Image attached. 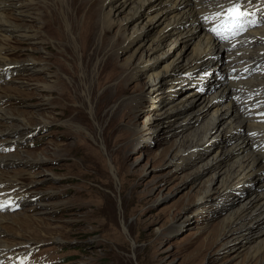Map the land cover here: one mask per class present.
<instances>
[{"label":"rangeland","instance_id":"obj_1","mask_svg":"<svg viewBox=\"0 0 264 264\" xmlns=\"http://www.w3.org/2000/svg\"><path fill=\"white\" fill-rule=\"evenodd\" d=\"M40 1L29 10L57 18L59 21L53 23L51 32L62 31L59 24L62 25L60 37L59 33H53L48 43L41 45L42 25L25 22L9 7L11 18L16 23L28 24L22 26L28 31L33 28V35L26 36L28 40L17 38L18 34L0 37L4 41L0 45L6 51L12 49L6 57L22 63L20 69L10 68L15 73L8 82L0 83V101H6L0 102V108L12 115L4 118L0 114V137H8L18 122L21 123L18 134L22 132L21 139L13 143L20 146L9 153L0 151V155L20 157L12 161L6 158L0 165V176L17 181L25 191L37 196L34 200L35 196L30 195L14 211L3 210L10 217L0 222L5 237L13 244L10 251L37 243L43 248L56 247L64 258L58 264H264L263 254L251 257L264 241V223L254 218L258 208L250 212L249 225L225 238L229 217L264 188V176L256 180L248 177L234 193L216 189L236 158L235 154H222L232 144L220 141L226 125H209L211 113L194 125L200 127L198 141H202L206 131L216 135L214 144L208 149L204 145L202 153L180 148L182 142L193 138V133L183 136L182 132H173L178 126L189 124L194 116L197 119L200 115L197 111L192 116L190 113L202 104L209 105L208 98L221 91L222 85L215 84L221 72L214 73L212 67L217 62L213 60L209 68L198 69L194 81L168 79L147 96L151 89L150 74L166 58L158 57L156 63L144 62L135 74L132 69L148 53L144 50L151 40L142 42L138 49L137 42L126 46L127 32L134 24L139 28L145 23L146 12L124 21L122 26L115 22L103 31L100 38L101 41L105 38L106 43L99 47L100 51L93 45L98 42L96 22L90 32L91 46H82L88 61L85 69L79 48L71 39L73 34L61 23L64 5L60 0H47L44 4ZM101 3L85 0L76 24L85 21L91 8L96 13L93 20H97ZM45 19L41 18L42 22ZM257 26H264V22ZM79 32L76 27L74 34ZM155 32L156 29L151 30L150 37ZM226 49L218 63L220 69L226 64L228 50L234 52V48ZM97 57L102 63L113 62L123 73L111 79L93 77ZM232 70L237 77L242 73L237 74L239 70L235 67ZM49 84L51 89L42 88ZM117 84L121 85L119 92L114 90ZM223 91L212 109L226 108L230 96ZM197 94L204 95L199 103ZM171 101L185 104L183 112L172 121L174 125L171 127L172 122L165 121L174 112L155 124L153 115ZM32 133L24 142V137ZM32 138L38 143L27 144ZM216 154L221 157H215Z\"/></svg>","mask_w":264,"mask_h":264},{"label":"bare ground","instance_id":"obj_2","mask_svg":"<svg viewBox=\"0 0 264 264\" xmlns=\"http://www.w3.org/2000/svg\"><path fill=\"white\" fill-rule=\"evenodd\" d=\"M41 1L44 4L47 0ZM60 1L61 4H63L65 7L62 10L61 23H65V28L67 29V31L69 30V34H73L71 39L73 40L74 45L79 48L82 67L85 69L88 67V61L84 53L85 51L82 50V46L88 48L90 44L91 28L96 22L98 26V29L96 28L98 42L96 41L97 43H94L93 45H95V49H97V51H100L98 50L99 47L101 45L104 46L103 44L106 43L105 38L101 41V34L106 29H109L113 23L120 22L122 26L124 25V21L132 20L144 12L148 14L143 25L137 28L138 25L134 24L131 27L132 30L130 32H127L129 33V35H126V46H131L132 43L137 42V45L135 47L136 49H138L142 42L144 43L145 40H151L149 46L144 50L148 53L143 57V59H140L138 65L132 69L135 71V74L139 70V67L144 64V62L153 60V63H156L158 61V57L163 56L164 58H166V62L162 64L158 70L151 72V89L146 93L147 96L150 95L151 91L160 89L162 85L166 81H168V79H172V82H180L181 80L194 81L196 78L195 74L197 73V70H201L202 66L209 68L211 61L215 60L217 63L212 64L214 73L221 72V75L218 77L215 84L222 85L221 87L219 86L221 91L216 92L212 96V98H208V101L211 102L209 105L202 104L200 107L195 108L196 110L194 109L190 113V116H192L197 111V113L200 114L197 119H194L196 117L194 116L189 124H183L184 126L182 128H178V126L177 129L173 130V132L177 134L182 132L183 136H188V134L193 133V138L189 139L186 142H182L183 144H181L180 148L183 151L189 150L193 151V153L197 152L194 154L202 153V151L206 148V146L204 145H207L208 149L210 148L211 144H214L216 135L212 136L211 133L206 131L205 134H203L204 136L202 138V141H198L200 134H198L197 131L200 127H195L194 125L196 120L198 121L199 119L206 117L208 113L209 115L211 113V117H209V125L215 126L216 123H223V125H226L225 129L223 128L224 131L221 134L220 141L224 144H232L227 149H223L224 153L222 154H226V156L235 154L236 158V160L234 159L235 162L232 163L231 166H229L230 169L227 172L226 178L222 179V184L216 189L219 191L226 190L229 193H234L235 191H238L239 185L244 184L245 181H247L246 179L248 177L249 179L250 177H253L254 179L252 180H256L258 177L264 176V146L261 144L262 141H264V121H258V119H261V116H256L254 112L248 109V95L242 89L238 88L241 84H243L246 87H252L254 89L264 91V76L259 77L261 69L256 70V74L258 75L257 77L246 76L245 78H242L240 77V75L237 77L232 73L233 67L239 70V72L237 73L239 74L240 72H244L243 70H241L244 65L248 64L254 65V67H256L258 66L256 65L257 62H260L259 64H264V53L261 51L264 48V43L262 41L263 39L255 40L259 39L260 37H264V26L259 27L256 25L254 27L258 28H249L241 36H238L239 34H235L238 37L234 38L233 40H239L241 41V43L228 47L230 43L225 40V42H220L219 39L222 37L217 38V36L210 29V15L213 12L219 10L217 7L218 3H224L226 6V0H101L102 3L97 20H93V17L96 13L94 12L93 8H91V10L87 11L86 13L85 21L79 25L76 24V22H78V12L82 9L83 2H85V0H81L78 4L71 3V0ZM245 1H249L250 3H254V5H256V0ZM37 2L38 0H0V33H9V35L7 36L1 35L0 37L5 39L18 34L17 38L21 40H28L26 36L30 37L33 35V28H30V31H28L27 28L22 26L28 24L16 23L11 18L12 16L7 10L8 7L14 13H18V16H21L19 18L25 20V22L29 20L36 25H42L44 32H42L40 36L41 45H45L46 43H48L47 41H49V38H52L53 33H59V36L57 37H60L61 33L64 31L62 25L59 24V27H61L62 31H57L56 29L54 32H51V26L53 25V23H58L59 21L57 20V18L46 15V13L44 15H39L38 13H34L32 10H29V7L33 6V4H37ZM24 3L28 5L26 6L27 8L24 6ZM256 13L258 14V20H260L259 23H261L262 21L264 22V10L260 8ZM206 17L207 19H205ZM41 18H46L45 20L47 21L44 20V22H42ZM76 27L80 29V32L78 34H74V30ZM144 27H146L147 29L143 32L141 31V28ZM154 29H156V32L154 33V36L150 37L152 34L151 30ZM126 31H128V29H126ZM174 33L176 34L174 35L173 39L169 42L166 41L168 36ZM19 35L25 37L21 38ZM215 40H218L216 45L213 44ZM255 41L257 43H254ZM2 42L4 41L0 40V43ZM164 46L168 47L165 48V50H162ZM226 47L234 48V52L231 53V51L228 50V52L230 53H228L225 57V59L227 60L226 64H224V66L220 69L218 63L222 61L220 57H222L225 50H227ZM41 48H44V46H41ZM6 50V47L0 45V83L4 81L8 82V80L10 79V75L15 73L14 70H10L11 67L17 66V69H20L22 67V63H15L10 58L6 57L7 55H9L8 52L12 49L9 51ZM158 50L160 51L158 52ZM237 52L241 53L237 55ZM134 55L135 53L131 54L130 59ZM101 61V58L99 59L97 57L94 68L92 70L93 77L97 76L100 80L106 78L111 79L113 76H119L123 73V69L121 67H117L113 62L108 60L102 63ZM215 66H218V69ZM85 69H82L83 75L87 76L88 73ZM227 74H230V76L228 77ZM182 76H188V78L186 79ZM172 86L173 84L170 87ZM120 87L121 85L119 84L118 87L117 84L114 88L115 92L116 90L119 92ZM42 88L49 90L52 88V86L49 84L47 86H42ZM222 91L230 96L226 108L223 109V111H220L222 109H219L218 107L212 109L213 104L217 101L216 99H219L218 95L221 94ZM198 96L199 94H197L195 98ZM203 96L204 95L198 97V101L196 103L202 101L200 100V98H202ZM1 101H3V103L6 102L5 100ZM184 106L185 104H183L182 102H168L161 111H158L157 113H155V115H153L155 124L165 118L166 114L174 112L173 116L167 118L166 120L164 119L168 123H171L174 120L175 116L183 112L182 110ZM0 114L4 118L12 117L11 114H6V111L2 107L0 108ZM42 119L45 120L46 118L42 116ZM23 120H25V118H23ZM170 125L172 127L174 125V122H172V124ZM20 129L21 123L18 122L16 128L10 131V135L8 137H0V147L20 146V143L13 144L18 142L22 137V132L18 134ZM252 131H257L258 134L255 135L251 133ZM32 135L33 133L25 136L23 139L24 142L25 139H28V137H32ZM29 141L27 144H30ZM37 143L38 141L35 144ZM255 144H257V146H255ZM1 152L9 153L10 151ZM219 156L221 157V155L219 154L215 155V157ZM201 157L202 155H200V158ZM215 157L213 159L214 161L217 160V158L215 159ZM6 158L8 161H12L20 157H17L16 154L0 155V165L6 162ZM28 158L29 157L24 159L25 163ZM252 162H256V164H252ZM216 163L217 162H214V164ZM6 181L7 179H5L3 176H0V184ZM9 182H14L15 185L19 186V189L15 192L20 191L31 193L30 191H25L22 186L17 183V181L13 180ZM33 196H35L34 200H36L37 196L31 193L30 198H33ZM256 208H258V210L257 215L255 214L254 218L256 217L255 219L260 220L258 222L264 223V217L262 218L264 214V188L262 190L256 191L248 200L243 203L240 209L231 214L225 227V238H227L226 236L228 234H234L237 230L246 227L248 221L251 218L250 212H254ZM7 219H10V217L7 214L3 213V211H0V222ZM5 236L6 232H4L2 226L0 225V261L3 258L2 254L11 252L10 250L13 248L12 242H9ZM255 250L256 251L251 254L252 258H255L257 254H263L264 256V241L260 243V245ZM1 264L5 263L3 262Z\"/></svg>","mask_w":264,"mask_h":264},{"label":"snow or ice","instance_id":"obj_3","mask_svg":"<svg viewBox=\"0 0 264 264\" xmlns=\"http://www.w3.org/2000/svg\"><path fill=\"white\" fill-rule=\"evenodd\" d=\"M226 5L218 3L217 7L219 10L212 14L219 23L211 31L221 37L227 34L234 35L237 31L242 30V22H247L245 17L249 15L245 0H226Z\"/></svg>","mask_w":264,"mask_h":264}]
</instances>
